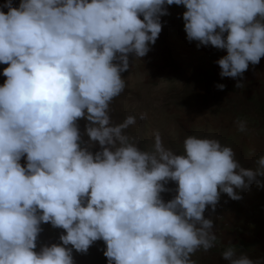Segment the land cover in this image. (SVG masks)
Masks as SVG:
<instances>
[{
  "label": "clouds",
  "instance_id": "clouds-1",
  "mask_svg": "<svg viewBox=\"0 0 264 264\" xmlns=\"http://www.w3.org/2000/svg\"><path fill=\"white\" fill-rule=\"evenodd\" d=\"M171 5L186 9L189 42L226 51L216 62L221 78H242L264 58V0L0 5V264H74L73 250L86 254L97 241L108 264H194L191 256L216 239L206 209L215 211L221 193L240 200L253 183L264 187V155L255 170L244 168L231 147L195 136L176 154L159 132L143 151L126 134L136 117L112 123L109 106L125 90L130 57L147 55ZM172 191L165 202L162 193ZM42 224L64 234L37 252ZM234 256V245L222 253L230 264H257Z\"/></svg>",
  "mask_w": 264,
  "mask_h": 264
},
{
  "label": "crops",
  "instance_id": "crops-1",
  "mask_svg": "<svg viewBox=\"0 0 264 264\" xmlns=\"http://www.w3.org/2000/svg\"><path fill=\"white\" fill-rule=\"evenodd\" d=\"M4 2L0 0V5ZM18 4L19 0H14V6ZM167 11L169 15L160 18L162 31L147 55L140 59L130 57L129 71L122 74L125 90L109 106L112 123L136 117V123L126 129V134L143 151L153 149L155 132H159L163 146L176 154H183V142L188 136L215 139L233 149L242 167L255 170V162L264 155V58L258 65H249L242 78H221L216 62L226 51L210 45L198 48L197 42L187 40L182 18L186 9L182 5L167 6ZM5 66L0 64V71ZM238 82L244 85L236 88ZM218 84L225 85V89L218 90ZM191 85L203 95L199 101L179 99L173 100V105L166 103L168 93L184 91ZM141 114L146 119L141 120ZM85 124V120L78 121L87 146ZM241 125L243 131L239 130ZM90 150L99 151V145ZM20 163L23 166L26 162ZM258 180L264 184V177ZM166 187L174 190L176 185L169 182ZM174 195V191L166 192L162 198L167 202ZM240 195L242 199L232 200L221 193L215 211L210 206L206 209L204 216L213 221L216 239L211 249L198 250L191 256L194 264H225L222 253L226 248L234 245L236 251L244 242L264 238V187L253 183ZM41 227L35 251L61 243L62 229L51 224ZM105 249L104 242L97 241L86 254L73 250L74 264H108L103 255Z\"/></svg>",
  "mask_w": 264,
  "mask_h": 264
},
{
  "label": "rangeland",
  "instance_id": "rangeland-1",
  "mask_svg": "<svg viewBox=\"0 0 264 264\" xmlns=\"http://www.w3.org/2000/svg\"><path fill=\"white\" fill-rule=\"evenodd\" d=\"M5 66L4 68H6ZM3 71H0V73ZM5 77L0 75V86L3 85L5 81ZM200 91L194 90V85H191L190 87L188 86L184 91L181 92H171L168 93L167 96L165 97L166 103H169V105H173L172 101L174 100H179L181 99L182 101L190 100V99H195L196 101H199L203 95L199 93ZM168 106V105H166ZM166 108H171V107H166ZM165 108V109H166ZM172 109V108H171ZM173 112V109L170 110ZM170 112V114H172ZM219 218V217H217ZM251 239V237H250ZM241 255H246L249 259L257 262V264H264V238L259 240H256V242L249 241V242H244L243 244L240 245V248L235 251V258H239ZM226 260H222L224 263ZM221 262V263H222ZM225 264H230L229 261H226Z\"/></svg>",
  "mask_w": 264,
  "mask_h": 264
},
{
  "label": "built area",
  "instance_id": "built-area-1",
  "mask_svg": "<svg viewBox=\"0 0 264 264\" xmlns=\"http://www.w3.org/2000/svg\"><path fill=\"white\" fill-rule=\"evenodd\" d=\"M21 162H26V160L24 158L21 159Z\"/></svg>",
  "mask_w": 264,
  "mask_h": 264
}]
</instances>
